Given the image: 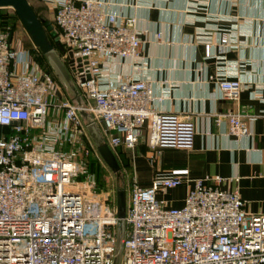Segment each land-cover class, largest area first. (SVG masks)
Here are the masks:
<instances>
[{
    "label": "built area",
    "instance_id": "1",
    "mask_svg": "<svg viewBox=\"0 0 264 264\" xmlns=\"http://www.w3.org/2000/svg\"><path fill=\"white\" fill-rule=\"evenodd\" d=\"M51 5L82 103L57 93L55 77L0 25V264H264V214L248 212L237 190L222 189L226 178L194 179L183 205L169 208L156 193L183 178L155 176L146 187L133 181L122 217L109 192L97 191L80 111L102 125L112 149H132L147 127L150 161L163 148L191 149L194 121L156 109L164 97L145 75L135 16L119 17L105 0ZM227 43L226 34L205 43L204 57ZM121 60L129 71L112 73L110 63ZM208 80L221 99L239 100L237 78ZM213 116L239 139L258 118L246 108Z\"/></svg>",
    "mask_w": 264,
    "mask_h": 264
},
{
    "label": "crops",
    "instance_id": "2",
    "mask_svg": "<svg viewBox=\"0 0 264 264\" xmlns=\"http://www.w3.org/2000/svg\"><path fill=\"white\" fill-rule=\"evenodd\" d=\"M105 1L119 17L137 19L145 75L164 97L156 109L191 114L195 126L191 149L163 148L152 161L148 128L144 127L132 149L122 148L127 165L115 153L116 175L128 172L130 188L133 181L146 187L155 176L183 178L180 185L156 193L166 208L183 205L194 179L226 178L219 184L222 189L237 190L248 212L264 214V0ZM34 10L53 22L51 0H36ZM223 34L228 36L223 51L215 47L212 57L205 58L204 44L218 43ZM233 63L237 67L227 66ZM109 69L121 74L130 67L121 60L110 63ZM209 75L237 78L241 82L239 100L221 99ZM71 94L63 97L71 99ZM242 108L258 118L249 123L251 135L239 139L229 135L224 124L216 123L213 114ZM97 127L103 139L102 125ZM120 189L112 198L116 208ZM127 202L125 198V208Z\"/></svg>",
    "mask_w": 264,
    "mask_h": 264
},
{
    "label": "water",
    "instance_id": "3",
    "mask_svg": "<svg viewBox=\"0 0 264 264\" xmlns=\"http://www.w3.org/2000/svg\"><path fill=\"white\" fill-rule=\"evenodd\" d=\"M1 7H10L16 12L20 22L24 26L26 32L29 34L33 44L40 49L45 58L51 63L53 69L57 72L61 83L65 85L69 89V91L72 92V94L74 95L72 101L76 102L77 104H81L82 99L80 97L79 91L77 90L73 82L70 72V64L73 56L72 51H68L66 57L63 59L61 56H59L54 46L48 40L47 32H49L52 37L56 36V31L53 30V25L43 17L37 16L28 0H0V8ZM56 46L60 53L65 52L63 46L59 42H57ZM80 60L81 58L77 57V61ZM83 113L84 111H80V115ZM86 128L92 141L96 145L98 152L112 169H114L115 171H118L119 169L115 153H117L127 165L128 160L126 158L125 153L123 152L122 147L116 146L114 149L110 148L108 144L99 135V130L95 122L92 126L87 125ZM124 210L125 195L123 190L120 189L118 190L117 208L120 217L123 216ZM121 230L122 227L119 226V240L121 237Z\"/></svg>",
    "mask_w": 264,
    "mask_h": 264
},
{
    "label": "rangeland",
    "instance_id": "4",
    "mask_svg": "<svg viewBox=\"0 0 264 264\" xmlns=\"http://www.w3.org/2000/svg\"><path fill=\"white\" fill-rule=\"evenodd\" d=\"M30 5L34 8L36 6V0H28ZM1 10H5L6 12H11L12 8L10 7H1ZM37 16L41 17V14H38ZM51 21V20H50ZM12 30H13V41L15 46L24 48L26 50L30 51L31 59L32 61L40 67V69L49 72L48 70L52 71L53 67L51 63L44 58L43 54L41 53L40 49L35 46L29 36V34L26 32L24 26L20 22V20L13 21ZM55 50L58 52L59 56H61L63 59V53H60L56 44H54ZM54 74V73H52ZM54 76V75H53ZM56 79V78H55ZM60 80V79H59ZM61 81V80H60ZM56 90L57 93L62 95H67L66 89L64 86L56 79ZM70 94V92H69ZM68 96V95H67ZM69 97L73 98V95L71 94ZM90 138V137H89ZM91 140L92 144V153L88 156L87 161V167L88 170L93 172L97 177L99 178L100 188L102 191L109 192L111 194L112 198H115L116 196V189L117 188H124L125 189V198H128L129 194V188H130V176L129 173L123 170L121 171V174L119 176L116 175L118 173L114 169H112L103 159V157L100 155V153L97 150L96 145ZM120 245V240L118 241Z\"/></svg>",
    "mask_w": 264,
    "mask_h": 264
},
{
    "label": "trees",
    "instance_id": "5",
    "mask_svg": "<svg viewBox=\"0 0 264 264\" xmlns=\"http://www.w3.org/2000/svg\"><path fill=\"white\" fill-rule=\"evenodd\" d=\"M32 6V5H31ZM33 10H34V8H33ZM34 12L36 13V11L34 10ZM37 14V13H36ZM40 17V16H39ZM17 20H19V18H18V16H17V14H16V12L12 9V11L11 12H6L5 10H1V8H0V25L2 26V27H4V28H6L9 32H11L12 34H13V30H12V24H13V21H17ZM52 25H53V30H55L56 31V36L55 37H52L51 35H50V33L49 32H47V37H48V40L50 41V43L54 46V44H57V40H56V38H57V36H58V28L56 27V25H55V23H54V21L53 22H50ZM29 51V50H28ZM30 52V51H29ZM42 53V52H41ZM44 56V55H43ZM44 58H45V56H44ZM46 59V58H45ZM46 61H47V59H46ZM51 74L52 73H54V74H52V75H54V77L61 83V81L59 80L60 78H59V76L57 75V72L54 70V69H52V71H50V70H48ZM62 84V83H61ZM63 85V84H62ZM64 86V88H66V91L69 93L70 91H69V89L65 86V85H63ZM72 99V98H71ZM81 118H82V120H83V122H84V124H85V126L87 127V125H89V126H92L93 125V123H94V120H93V118L91 117V115L90 114H88L87 112H84L83 114H81ZM96 123V122H95ZM87 129V128H86ZM96 176V180H97V191H102V189L100 188L101 186H100V183L98 182L99 181V178L97 177V175H95Z\"/></svg>",
    "mask_w": 264,
    "mask_h": 264
}]
</instances>
